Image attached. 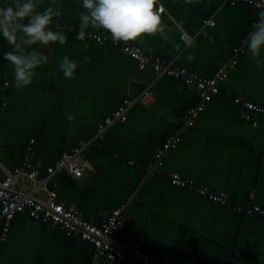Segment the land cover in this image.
I'll return each instance as SVG.
<instances>
[{"label":"crops","instance_id":"obj_1","mask_svg":"<svg viewBox=\"0 0 264 264\" xmlns=\"http://www.w3.org/2000/svg\"><path fill=\"white\" fill-rule=\"evenodd\" d=\"M7 2L0 0V6ZM159 3L164 6L165 33L135 43L146 54L173 60L202 76L212 75L234 56L238 59L220 82L221 92L193 126L184 125L183 115L199 100L194 85L159 75L151 66L141 69L111 42L77 40L82 0H55V5L41 0L38 11L48 6L61 11L51 27L63 30L68 41L63 46L28 45L27 51L46 54L49 62L36 70L32 84L17 90L12 67L4 59V53L14 49L0 35V159L13 168L34 137L33 163L45 176L64 149L90 138L123 98L137 96L152 82V97L135 102L126 120L113 123L104 139L84 148L91 169L80 178L57 172L47 186H56L67 205L93 221L122 207L123 238L158 251L174 264H264V220L198 191L223 190L233 201L264 206V115L245 118L243 107L234 101L240 95L264 106V62L257 66L247 50V38L262 11L229 0ZM183 32L191 37L189 43L182 39ZM85 42L87 51L82 49ZM65 55L78 64L72 79L59 68ZM85 57L88 63H82ZM258 59L264 61V51ZM68 114L75 120L69 121ZM179 127L181 142L151 170L155 149ZM169 171L193 179V185L173 184ZM92 249L88 242L19 212L6 239L0 240V264H94ZM103 260L102 264H133Z\"/></svg>","mask_w":264,"mask_h":264},{"label":"built area","instance_id":"obj_2","mask_svg":"<svg viewBox=\"0 0 264 264\" xmlns=\"http://www.w3.org/2000/svg\"><path fill=\"white\" fill-rule=\"evenodd\" d=\"M230 3L243 2L264 12V0H229ZM206 23L214 24L212 19H206ZM101 38L100 43L111 42L122 51L137 61L143 69L151 66L159 74H169L181 78L187 84L194 85L199 92V100L189 106L183 115L185 126H193L196 119L205 110L207 103L221 92L220 82L225 80L231 70L235 68L238 59L236 56L223 62L212 75L202 76L189 70L187 67L177 65L173 60H166L157 55H148L141 46L123 42L116 44L110 35L95 33ZM182 39L189 43L191 37L186 32L181 33ZM87 38V37H86ZM96 40L95 38H91ZM234 48V52H238ZM154 95L151 84L147 85L135 97H125L121 103L102 122L98 123L94 133L88 139L81 140L78 145L66 148L59 158L45 170L35 166L33 156L35 153L32 137L25 147L23 156L13 168L7 167L0 159V240L6 239L9 234L13 218L17 213L42 220L53 227L62 229L68 236L80 238L92 246V259L94 264H102L103 259L128 260L133 264H174L172 260L163 257L158 251L150 250L138 243L123 238L121 227L126 221V215L122 207L113 208L100 221H93L83 216L77 207L67 205L59 196L56 186L48 187L50 177L61 171L69 172L74 177L80 178L84 172L92 168V163L84 156V148L91 142L104 139L111 125L117 121H124L128 117L129 108L135 102L146 101ZM234 101L243 107L242 114L245 118H251L253 113L264 115V106L255 103L240 95L234 96ZM257 120L253 124H257ZM182 128H175L170 132L162 145L157 146L154 153V161L150 163V169L155 170L162 163L165 154L182 140ZM1 148V143H0ZM169 177L173 184L180 186L193 185L194 180L185 178L178 171H169ZM30 182L26 183V181ZM16 184L19 188H16ZM43 190H46L44 193ZM198 191L207 195L209 199L225 205H232L237 210L248 215H258L264 220V206L260 204H244L233 201L229 194L223 190H209L206 187H198ZM37 193L42 194L39 196Z\"/></svg>","mask_w":264,"mask_h":264},{"label":"clouds","instance_id":"obj_3","mask_svg":"<svg viewBox=\"0 0 264 264\" xmlns=\"http://www.w3.org/2000/svg\"><path fill=\"white\" fill-rule=\"evenodd\" d=\"M41 0H8L0 6V35L14 49L4 53V59L12 67L14 84L17 90L32 84L36 70L49 62L48 56L33 49L27 51L28 45L49 46L58 42L65 45L68 37L63 30H52L54 18L61 15L56 6H48L42 12L38 11ZM192 0H186L191 3ZM55 5V0H53ZM83 11H78L79 31L76 39L86 41V37L95 38L99 43L101 38L95 33L101 30L110 34L113 43L125 44L144 42L145 37L163 36L166 25L162 17L164 6L159 0H82ZM89 45L85 42L82 49L87 51ZM247 50L259 66L258 59L264 51V12L259 14L247 38ZM88 57L82 63L89 62ZM189 60L193 57L189 56ZM63 76L72 79L78 64L67 55L59 62ZM69 121L75 120V115L68 114Z\"/></svg>","mask_w":264,"mask_h":264}]
</instances>
